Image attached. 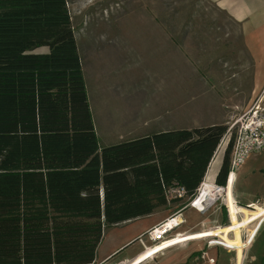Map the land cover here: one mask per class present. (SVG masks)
Instances as JSON below:
<instances>
[{
	"label": "trees",
	"instance_id": "16d2710c",
	"mask_svg": "<svg viewBox=\"0 0 264 264\" xmlns=\"http://www.w3.org/2000/svg\"><path fill=\"white\" fill-rule=\"evenodd\" d=\"M82 69L67 0H0V264H94L105 227L164 209L170 187L193 194L226 134L214 124L100 148Z\"/></svg>",
	"mask_w": 264,
	"mask_h": 264
},
{
	"label": "rangeland",
	"instance_id": "374dc122",
	"mask_svg": "<svg viewBox=\"0 0 264 264\" xmlns=\"http://www.w3.org/2000/svg\"><path fill=\"white\" fill-rule=\"evenodd\" d=\"M67 2L100 148L150 136L166 121L177 129L221 122L227 134L253 103L251 64L240 30L210 1ZM45 51L41 48L35 53ZM222 154L220 150L211 164L209 178L219 171ZM232 190L233 202L254 203L249 208L235 206L239 220L246 218L245 212L264 205V151L246 160ZM174 202L152 217L105 227L94 264H125L155 246L144 233L185 203ZM221 206L218 201L204 214L186 208L181 213L183 224L168 238L224 227ZM247 229H242L244 236ZM204 246L205 240L164 247L138 264H194ZM116 248L110 260L101 262L104 253ZM250 255L254 257L251 263ZM261 257L264 237L259 243L256 240L243 264L258 263ZM213 258L218 264H230L234 255L223 251Z\"/></svg>",
	"mask_w": 264,
	"mask_h": 264
},
{
	"label": "built area",
	"instance_id": "2783aa9c",
	"mask_svg": "<svg viewBox=\"0 0 264 264\" xmlns=\"http://www.w3.org/2000/svg\"><path fill=\"white\" fill-rule=\"evenodd\" d=\"M231 137H233V141L229 155L228 173L225 185H218L213 178H209L208 171H206L196 190L189 196L187 195L185 189L179 186H173L166 190V200L168 202L184 200L185 203L183 207L176 211L171 217L156 224L144 233V236H146L150 242L156 245L162 244L172 233L176 232L183 224L181 213L186 208H189L196 213L204 214L208 212L210 208L218 205L219 201L227 210L225 197L229 180L231 179L232 181V192V187L236 181V174L238 170L245 164L246 160L250 156L260 154L264 151V91L255 97L249 109L245 111V113H243V115L239 117L229 128V132L223 136L217 148L218 152L220 150H223L224 152ZM205 187H208V194L202 196V189ZM202 197L203 200L200 202ZM197 202L199 205L201 204V210L198 209V206L196 205ZM234 205H238L235 200ZM175 219H179V221L175 223ZM246 237L247 234L244 236L242 231V242L245 243L247 241ZM204 240V248L207 250L220 248L227 252H231L236 256V249L227 246L218 239L209 237ZM250 245L251 243L246 242V246L241 249V262L244 259ZM194 262V264H215V260L208 257L205 252L199 253Z\"/></svg>",
	"mask_w": 264,
	"mask_h": 264
},
{
	"label": "crops",
	"instance_id": "0c3cea01",
	"mask_svg": "<svg viewBox=\"0 0 264 264\" xmlns=\"http://www.w3.org/2000/svg\"><path fill=\"white\" fill-rule=\"evenodd\" d=\"M208 1H210L212 4H214V6L218 10H220L222 13H224L226 16H228V18L236 26H238V29L240 30V33L242 36L243 46L246 50V53L248 55V58H249L250 64H251L250 94H252V96L256 97L257 95H259L261 92L264 91V0H208ZM170 123L171 122H168V121H166V123L162 122V125H160L158 127L157 131H155V132L161 133V132H166V131L180 130V129L171 127L172 125H170ZM214 124H216V123L195 125V126L184 128V129L206 127V126H210V125H214ZM218 124H224V123L219 122ZM141 137H144V136H141ZM138 138H140V137H138ZM135 139H137V138H135ZM113 145H116V144H113ZM109 146H112V145H109ZM106 147H108V146H106ZM215 154H218V150H216L213 158L211 159V161L208 165V168H207L208 174H209L210 166H211L212 162L214 161V159L216 158ZM217 173H218V168L216 170L215 175H217ZM215 178H216V176L213 177L214 180H215ZM231 182L232 181L230 180V193H231V198H232V196L234 197V195H232V194H234V190H232V192H231ZM173 203H175V202L173 201ZM253 204H254L253 201H250L249 204L238 203V206H240L241 208H246V207L252 206ZM226 207H227V210L226 209L225 210H226L227 219H228L229 205L226 204ZM154 214H152L149 217H152ZM145 218H148V217H145ZM263 219H264V216L261 219H259L257 222H255V223H257V225L254 228H253V225L255 223L252 224L251 226H249L250 228L248 227V229H247V230H249V233L247 234V237H246L247 241L246 242L251 243L249 249L247 250V253L250 250V248L253 251L254 243H255L256 237L258 235L257 231L260 228L259 224L264 221ZM175 220H176V223L179 221V219H175ZM227 221L229 222V220H227ZM259 221H261V222H259ZM127 223H129V222H127ZM217 229L218 228L211 229V230H204L201 232H207V231H213V230L216 231ZM145 230L146 229H143V231H145ZM143 231H141V230L137 231L138 232L137 237L140 236ZM196 233H200V232H196ZM241 233H242V230H241ZM241 233H240L241 246L238 249H236V256L233 254L234 258L229 260L230 264H243L244 259L241 262V253H242L241 249L246 246V242L245 243L242 242ZM191 234H193V233H191ZM184 235H187V233H183V234L177 233V235H175L171 238H179V237H182ZM207 238H209V237H207ZM213 238H216L219 241H221L218 236H215ZM204 239L205 238L200 239V240H191V241H187V242H181L179 244H181V245L185 244L186 245V244H189L192 242L202 241ZM179 244H177V245H179ZM98 247H100V246H98ZM98 250L99 249L97 248L96 251L98 252ZM118 250H119V248H116V249H114L108 253H104V255L100 258L101 262H105V261L110 260L112 258V256L115 254V252H117ZM210 250H211L210 253L212 255H209L207 253ZM210 250H207L206 248L203 247L202 249L198 250L197 253L205 252L208 257L213 258L214 253H219V252L225 251L223 249H221V250H223V251H221L220 248H212ZM143 253H140L138 256H140ZM247 253H246V255H247ZM138 256L134 260H132L131 262H127L125 264L135 263ZM100 259H99V261H100ZM250 259H251L250 260V263H251L253 261L254 257H251V255H250ZM97 260L98 259L95 258L94 262H96ZM215 264H218L216 260H215Z\"/></svg>",
	"mask_w": 264,
	"mask_h": 264
},
{
	"label": "bare ground",
	"instance_id": "6f19581e",
	"mask_svg": "<svg viewBox=\"0 0 264 264\" xmlns=\"http://www.w3.org/2000/svg\"><path fill=\"white\" fill-rule=\"evenodd\" d=\"M216 156H217V154L215 155V157ZM230 180L228 182L226 197H225V199H226L225 202H226V204L229 205V209H228L229 224H228V226L221 227V228L217 229L216 231L213 230V231H207V232L187 234V235H184V236L179 237V238H169V239L165 240V242L162 244H157L151 248H148V250H146L143 254L138 256L135 263H133V264H138V263L150 258L153 254L159 252L164 247H170L173 245H177L181 242H187V241H191V240H200V239L207 238V237L218 236L220 238L221 242L225 243L227 246H229L231 248L238 249L241 246V241H240L241 230L245 227L251 226L252 224L257 222L259 219H261L264 216V206L257 209L254 212L247 211L245 213V215L247 217L244 220H239L237 217V209L235 208L234 202L231 198ZM207 188L208 187H205L202 189V196H205L208 194ZM202 200H203V197L200 199V202ZM198 202L196 203V205L198 206V209H200L201 204L199 205ZM174 222L176 223V220H174Z\"/></svg>",
	"mask_w": 264,
	"mask_h": 264
}]
</instances>
